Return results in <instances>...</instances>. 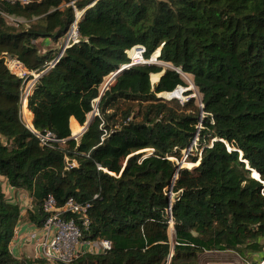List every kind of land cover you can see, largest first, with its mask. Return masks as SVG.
Segmentation results:
<instances>
[{
    "label": "trees",
    "instance_id": "16d2710c",
    "mask_svg": "<svg viewBox=\"0 0 264 264\" xmlns=\"http://www.w3.org/2000/svg\"><path fill=\"white\" fill-rule=\"evenodd\" d=\"M74 1L79 40L47 69ZM136 47L145 51L133 63ZM184 75L201 104L177 99ZM24 117L64 142L42 146ZM72 119L87 126L78 139ZM195 139L193 167L178 169L171 157ZM1 178L30 206L11 201ZM50 196L59 207L89 204V225L68 218L83 240L111 243L72 264H199L209 252L264 260V0H0V264H46L16 259L11 243L23 221L43 226Z\"/></svg>",
    "mask_w": 264,
    "mask_h": 264
},
{
    "label": "built area",
    "instance_id": "2783aa9c",
    "mask_svg": "<svg viewBox=\"0 0 264 264\" xmlns=\"http://www.w3.org/2000/svg\"><path fill=\"white\" fill-rule=\"evenodd\" d=\"M1 1H7L11 3L18 2L22 5H30L39 0H1ZM95 3L96 2H93L91 6H93ZM70 4L71 6L74 7L75 10V20L72 23L68 33L61 41L62 47L58 57L55 60L48 63L47 69L52 68L57 63L59 58L62 56L64 50L69 45L74 44L79 40L78 23L80 17L84 13V10H78L77 7L75 6V1ZM3 15L8 19L10 23L20 22L19 19L15 16L7 15V14H3ZM144 51L145 49L143 48L142 56ZM142 61H143V57H142ZM133 63H137V62L133 61ZM8 66L14 74L20 77H24L28 73V71L17 61L9 60ZM30 74L34 76V80H31L33 82L29 86L28 90L26 91L25 89V97H24L25 101L37 79L36 73L31 72ZM24 82H25L24 84L27 86L28 79H26ZM23 105H24V101H23ZM97 111L98 108L96 106L95 110L93 111V114L97 115L98 114ZM27 126L37 135V137L40 140V144L42 146H52L53 144L64 142V140L58 139L50 131H46L45 133H37L31 125L27 124ZM86 127L87 126L85 127L81 126L79 132L76 134L72 132V138L78 139V137L85 131ZM195 146H196V139L193 141V143L189 148L183 151L182 157H184V154L186 155L185 158L186 162ZM181 159L171 157V160L177 163L178 169L184 168V166H179L178 161ZM191 164L192 166L194 165L193 163ZM73 165H76V162H73ZM176 177L174 178L168 189V195L170 197L171 195L174 196L172 190H173V185L176 181ZM171 200H173V198H171ZM27 205L29 206L30 204ZM43 207L47 215L43 226L39 229L34 230L24 239L27 245L34 246L35 258L33 260H42L45 261L46 264H56V263L72 264L75 260L80 258L86 252L101 254V253H106V251L111 249V243L108 240H97V241L83 240L82 232L79 227V224L76 222L75 218L73 217L68 218L67 216L68 214L76 215L83 223V225L85 226L89 225V218H88V209L90 208L89 204L83 205L76 202L73 198H69L64 206L59 207L55 199L52 196H50L45 200ZM170 225L172 226V222L170 223ZM18 235H19V230L17 229L15 231L14 238ZM263 262L261 264H264Z\"/></svg>",
    "mask_w": 264,
    "mask_h": 264
},
{
    "label": "rangeland",
    "instance_id": "374dc122",
    "mask_svg": "<svg viewBox=\"0 0 264 264\" xmlns=\"http://www.w3.org/2000/svg\"><path fill=\"white\" fill-rule=\"evenodd\" d=\"M20 22H24L25 20L23 18H18ZM51 42V41H49ZM40 49L44 50L43 48L45 47L42 43H38L37 44ZM47 45V44H46ZM51 47H56V45L52 44ZM57 47L58 49H61V41L57 44ZM128 55L131 57V59L134 61V62H140L142 61V57L140 59V61H136L130 54V51L128 53ZM158 55H156V58H157ZM27 72V71H26ZM109 79H111V77H108L106 79V83L104 84V87L106 86L107 82L109 81ZM184 79H185V82L187 84V87H183L182 89V95H183V99L182 98H177L179 99L181 102H186L189 98L191 97H195L197 102L201 104V99H202V95L199 93L198 89L196 88V86L194 85V82H193V78L191 75H184ZM33 81H29L27 86H26V91L28 90L29 86L32 84ZM152 82L153 83H156V81H154L153 77H152ZM194 85V86H193ZM192 92V95L190 96H185V93L187 92ZM161 97L163 98H166V99H170V98H167L165 96V94L163 95H160ZM174 98V97H172ZM94 116L93 113H91L89 116H88V121ZM24 120L27 124L28 121H26L25 117H24ZM76 121H72V123ZM72 123H71V129L73 131V128H72ZM79 127L80 125L78 123H76ZM186 158V155L184 154V157H182L181 160H179V166H184V167H189V168H192V164L190 162H186L185 159ZM6 191H8V188L6 187ZM10 196H12V194H10ZM170 198H174V196L171 195ZM14 199L16 201H18L19 203L22 204V206L26 207L28 206L27 204H29L30 202V198L29 196L24 193V192H16L15 193V196H14ZM30 206V205H29ZM170 236H171V240L172 242L175 243V237H174V234H173V231H172V228L170 229ZM263 259H259L257 256H251L249 258V261H244L243 259H241L237 254L235 253H232V252H212V253H205L204 255H201L200 256V260H199V264H261ZM264 261V260H263ZM264 263V262H263Z\"/></svg>",
    "mask_w": 264,
    "mask_h": 264
},
{
    "label": "crops",
    "instance_id": "0c3cea01",
    "mask_svg": "<svg viewBox=\"0 0 264 264\" xmlns=\"http://www.w3.org/2000/svg\"><path fill=\"white\" fill-rule=\"evenodd\" d=\"M46 44H47V46H50V47L52 46V43L49 41H46ZM55 48H57V47H55ZM31 120H32V117H31ZM72 121H76V120L72 119ZM72 121H71V123H72ZM76 123H77V121H76ZM1 180L4 183L5 189H6V187L8 188L9 198L11 201L18 202L14 199L16 192L26 193L25 191H22V190L13 189V188H11L10 185L7 186L5 184V179L1 178ZM10 194H12V196H10ZM31 202H32V200L30 198L29 204H31ZM18 230H19V235L16 236L11 243V250H12L11 252L14 255V257L18 260H24V259H32L33 260L35 258L34 246L33 245H27L26 241H24V239L36 229L34 228L33 224H31L27 221H23L20 224Z\"/></svg>",
    "mask_w": 264,
    "mask_h": 264
},
{
    "label": "bare ground",
    "instance_id": "6f19581e",
    "mask_svg": "<svg viewBox=\"0 0 264 264\" xmlns=\"http://www.w3.org/2000/svg\"><path fill=\"white\" fill-rule=\"evenodd\" d=\"M142 51H143L142 47H136V48H133L132 50H130V54L136 61H140L141 56H142Z\"/></svg>",
    "mask_w": 264,
    "mask_h": 264
},
{
    "label": "water",
    "instance_id": "95a60500",
    "mask_svg": "<svg viewBox=\"0 0 264 264\" xmlns=\"http://www.w3.org/2000/svg\"><path fill=\"white\" fill-rule=\"evenodd\" d=\"M122 71H119V72H117V73H115V75H113V76H111V79H109V81L107 82V84H106V88H107V86L109 85V84H111L113 81H114V79L116 78V76L119 74V73H121ZM25 83V82H24ZM176 91V90H175ZM170 99H172V98H170ZM93 118V117H92ZM92 118L88 121V123H87V126H89L90 125V123H91V121H92ZM257 173V172H256ZM258 174V173H257ZM259 176V175H258ZM254 178H257V179H259V177H255V176H253ZM175 237V236H174Z\"/></svg>",
    "mask_w": 264,
    "mask_h": 264
}]
</instances>
